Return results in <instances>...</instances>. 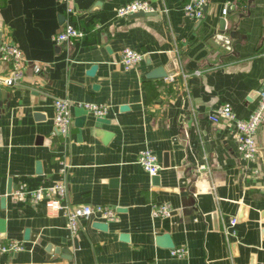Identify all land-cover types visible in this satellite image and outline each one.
Segmentation results:
<instances>
[{
	"label": "crops",
	"instance_id": "obj_1",
	"mask_svg": "<svg viewBox=\"0 0 264 264\" xmlns=\"http://www.w3.org/2000/svg\"><path fill=\"white\" fill-rule=\"evenodd\" d=\"M129 1L71 0L66 14L58 0H0V42L23 56L10 86L0 60V246H24L0 251V264H264V122L258 153L246 160L235 128L208 118L228 103L245 119L257 105L264 0H207L201 19L183 13L185 0H147L149 15L117 17ZM65 23L83 34L55 43ZM126 47L142 53L128 69ZM158 67L166 76L147 77ZM53 97L69 101L65 135H52ZM86 102L106 105L109 122L78 105ZM144 148L161 164L155 175L137 162ZM62 164L68 202L112 207L114 219L86 216L71 234L53 203L10 194L56 181ZM152 203L171 208L168 230ZM179 246L186 255H171Z\"/></svg>",
	"mask_w": 264,
	"mask_h": 264
},
{
	"label": "built area",
	"instance_id": "obj_2",
	"mask_svg": "<svg viewBox=\"0 0 264 264\" xmlns=\"http://www.w3.org/2000/svg\"><path fill=\"white\" fill-rule=\"evenodd\" d=\"M64 5L66 14L72 13L71 0H58ZM207 0H185L182 11L186 16L194 19H201L204 14V6ZM153 8L147 0H131L121 4L116 9L117 17H127L138 12L150 13ZM227 13V8L222 9V14ZM82 32L70 24H63L62 27L53 35L55 43L69 41L71 38L82 36ZM0 60L8 65V73L1 77V83L6 86L15 84L22 76L23 56L21 50L8 38L0 42ZM142 60V53L126 47L122 50L120 63L125 69L135 66ZM257 105L245 119L237 118L228 103L219 105L208 118L213 123L227 121L235 128V135L238 144V151L241 158L246 160L253 159L258 153L256 143V132L258 127L264 122V87L257 91ZM83 109L95 117H104L108 113V107L99 103H78ZM53 131L52 135H65L69 131L72 117L69 112V101L63 97H53ZM137 162L150 175H155L161 168L157 155L149 148L142 149L137 158ZM66 165L62 164L59 169V178L49 184L37 185L31 188H18L10 194L21 201L35 204L41 200L53 203L54 207L61 210L65 218V228L69 233L74 234L80 224L81 219L90 215H97L105 221L116 217L114 208L105 205H73L68 202L66 197L65 174ZM171 208L168 204L152 203L151 214L154 217L169 216ZM237 222L235 217L230 219L229 227H233ZM229 227L224 228L226 234H233ZM24 248L22 241L11 240L6 245L0 246V251H20ZM171 255L185 256L184 246L174 247L170 250Z\"/></svg>",
	"mask_w": 264,
	"mask_h": 264
},
{
	"label": "water",
	"instance_id": "obj_3",
	"mask_svg": "<svg viewBox=\"0 0 264 264\" xmlns=\"http://www.w3.org/2000/svg\"><path fill=\"white\" fill-rule=\"evenodd\" d=\"M149 14H150V13L138 12V13H135V14H133V15H135V16H145V15H149ZM225 26H226V20H225V18L220 19V24H219L220 29H221V30H222V29H225ZM232 35H233V34H232ZM92 69H93V67H91V70H92ZM164 76H166V72L164 71V69H163L162 67H158V68L152 70V71H151L150 73H148V75H147V77H164ZM124 107H125V106H124ZM124 107H123V108H124ZM82 120H83L82 117L76 118V119H75V124L80 125L81 122H82ZM96 122H100V123H108L109 121H108V119H106V118H103V117H97V118H96ZM105 135H106V138H110V137L112 136V133L107 132V133H105ZM38 169H39V163H36V170H38ZM154 179H157V177L154 176ZM10 190H11L10 187H8V188H7V193H9ZM170 215H172V214H170ZM163 224H164L165 229L168 230V229H169V226H170V216H169V217L167 216V217H165V218L163 219ZM97 226H98L99 228H101V229H106V228H107V225H106L105 223H101V222L98 223ZM27 234H28V230H25V232H24V238H27ZM122 238L127 239V235H122ZM62 252L68 254L66 250H62ZM67 256H68V255H67Z\"/></svg>",
	"mask_w": 264,
	"mask_h": 264
}]
</instances>
